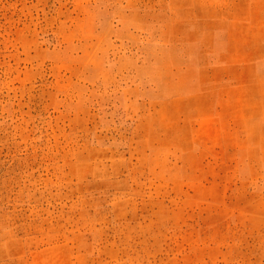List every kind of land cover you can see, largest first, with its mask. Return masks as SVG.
I'll return each mask as SVG.
<instances>
[{"label":"rangeland","instance_id":"374dc122","mask_svg":"<svg viewBox=\"0 0 264 264\" xmlns=\"http://www.w3.org/2000/svg\"><path fill=\"white\" fill-rule=\"evenodd\" d=\"M0 264H264V0H0Z\"/></svg>","mask_w":264,"mask_h":264}]
</instances>
